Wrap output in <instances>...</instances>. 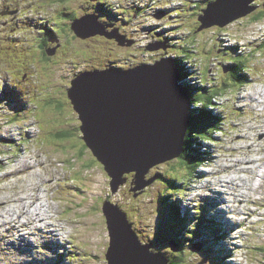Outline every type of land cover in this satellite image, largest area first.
<instances>
[{
    "label": "rangeland",
    "instance_id": "rangeland-1",
    "mask_svg": "<svg viewBox=\"0 0 264 264\" xmlns=\"http://www.w3.org/2000/svg\"><path fill=\"white\" fill-rule=\"evenodd\" d=\"M76 1L0 0V14L8 5L17 9L13 15H0V91L5 94L0 101V264H106L109 235L101 210L104 200L125 209L142 243L150 240L167 256L179 255L169 249L174 237L162 217V213L168 215L167 204L160 200L166 192L180 200L182 213L190 212L192 222L183 232L198 221L194 223L197 228L188 231L191 235L181 232L185 252L181 264L202 260L204 264H264V18L252 21L249 13L224 28L212 26L198 32L188 11L183 20L180 17L186 10L182 2L189 9L187 0H143L151 2V8L146 5L144 21L161 33L158 42L169 45L162 56L185 58L182 70L189 67L186 71L196 74L195 78L187 76L188 83H202L208 85V92H219L213 111L220 114L222 123L211 139L202 129L195 133L205 137L195 147L206 158L207 168L205 164L196 169L194 161L173 159L176 169L170 174L168 161L151 167L145 177L156 178L146 189L134 191V172H130L112 193L110 178L85 148L82 132L78 137L77 131L70 130L81 122L64 90L74 70L67 56L97 64L108 60L105 47L95 40L90 50L86 46L77 50L70 44L65 56L62 52L55 55L64 56L62 63L51 67L41 58L40 49L37 57L32 55L37 47L32 45L33 37L44 34L41 29L60 36L56 9ZM106 1L108 13L119 12L122 0ZM160 3L178 6L161 22L152 18L157 12L162 18L168 11ZM98 7L101 16L105 15L106 10ZM73 23V30L78 31ZM229 62L244 63L250 82L233 83ZM63 74L68 75L61 82ZM224 83L229 85L223 87ZM210 171L223 173L219 183ZM167 175L180 184L167 181ZM204 207L215 215L200 225L201 216L194 220L193 215ZM208 225L218 229L217 237L224 235L223 239ZM196 245L200 249L192 251Z\"/></svg>",
    "mask_w": 264,
    "mask_h": 264
},
{
    "label": "water",
    "instance_id": "water-1",
    "mask_svg": "<svg viewBox=\"0 0 264 264\" xmlns=\"http://www.w3.org/2000/svg\"><path fill=\"white\" fill-rule=\"evenodd\" d=\"M253 0H217L209 12V2L198 16L197 31L217 25L224 27L255 10ZM11 13V12H10ZM162 14H156L160 18ZM95 23H85L84 35L106 34L95 15ZM81 24L75 29H80ZM163 43H149L147 49H165ZM47 53H50L48 48ZM80 120L82 140L103 165L112 193L132 173L135 190H142L156 177L146 178L151 167L178 157L190 121V97L179 83V70L171 58L141 63L127 69L105 68L85 71L71 80L67 89ZM136 196V194H134ZM101 210L109 235L106 264H169L166 254L153 249L152 241L142 243L118 203L104 200ZM146 249V251H145ZM169 249L179 245L169 241ZM200 249V245L192 246ZM202 260L197 264H204Z\"/></svg>",
    "mask_w": 264,
    "mask_h": 264
},
{
    "label": "flooded vegetation",
    "instance_id": "flooded-vegetation-1",
    "mask_svg": "<svg viewBox=\"0 0 264 264\" xmlns=\"http://www.w3.org/2000/svg\"><path fill=\"white\" fill-rule=\"evenodd\" d=\"M101 2L102 0H79L78 2L76 1L75 3H73L71 6H64L58 11L59 23L57 24V28L59 31H62V33H60V36L56 35L51 29V32L49 33L44 32V36L41 42L46 47L50 48V53L45 54V58H52L59 52H62L65 56L67 54V46L69 45L67 44L68 39L71 40V44H73L77 48V50H84L85 46L87 47V50H90L93 40L99 42V45L101 47H105L104 55L108 57L107 61L101 63L99 62L96 64V61L94 62V60L87 62L80 61V59L77 58L78 61L73 62L74 70L71 73L72 75H70L71 77H68L69 80L67 81V83H65L66 86L64 87L66 94L67 89L71 84V80L79 75L81 71L85 72L94 70L96 68L105 69L117 67H120L121 69H127L141 63H153L157 60L158 57L165 55V52L168 49L159 48L157 50L151 51L146 49L148 43H157L162 39V36L155 27L147 26L146 22L144 21L143 14L146 7L143 3V0H122V2L119 3L120 10L118 13H108L109 8H107V5H104ZM252 3L256 5L255 11H252L254 14L264 11V0H253ZM96 5L99 6L98 9L101 10V8H103V10H106L104 13L105 15L101 16V13L96 10ZM103 5L104 7H102ZM167 6L168 5H163L162 8H167ZM188 6L190 9H187L188 16L192 17L194 21L196 20L195 23H197L194 26V28H196L200 24L198 21V15L201 13V6L197 5L196 3L192 5L188 4ZM71 7L73 8L70 10ZM170 9L171 7L168 8L165 16L170 12ZM7 11H9V8ZM154 14L152 15V18L155 20H159ZM84 15H95L97 21L103 23V31L106 34L96 33L84 35V31L81 30L84 27L82 25L80 26V29L75 32L72 29V23L76 18ZM164 17L162 19H164ZM66 33H68V35L71 37H66ZM72 38H74L75 41L72 40ZM156 54H158L159 56L157 57ZM147 58L149 59L146 60ZM67 59L71 60L69 56H67ZM190 76L195 78L191 74ZM65 80L66 76L64 78V81ZM130 176L131 174L128 176V178ZM146 187L144 189H146ZM140 193L142 194V192ZM146 194L147 193H145L144 195ZM155 247V243L153 242V249L155 251H159L156 250ZM168 257L172 258L171 255H168Z\"/></svg>",
    "mask_w": 264,
    "mask_h": 264
},
{
    "label": "trees",
    "instance_id": "trees-1",
    "mask_svg": "<svg viewBox=\"0 0 264 264\" xmlns=\"http://www.w3.org/2000/svg\"><path fill=\"white\" fill-rule=\"evenodd\" d=\"M201 1H202L203 4H199V6H201L200 11H202L204 9V7H205L204 5H206L204 0H201ZM101 3L104 4V5H108V2L106 0H102ZM104 5L102 7H104ZM252 5L256 6L253 3H252ZM183 6L186 8V10L182 11V13H181L180 17L182 18V20L184 19L185 15L187 13V9H188L186 7V5H183ZM194 6H196V5H194ZM56 10L59 11V9H56ZM253 12L249 14V17L252 15L250 17V18H252L251 19L252 21H259V19L261 20V19L264 18V11L259 12V13H255V14ZM183 14H184V16H183ZM42 27H43V25H42ZM196 29H197V27L195 28V30ZM41 32L44 33V31L42 29H41ZM65 36L69 37V38L71 37V36L68 35V33H66ZM72 40H74V38H72ZM40 41H41L40 37H37V36H34L33 39L31 40L32 45L37 46V47L32 49V55L37 57L38 56L37 52L40 49V51L42 52V57L41 56L40 57L43 59V56H45V54H48V53L46 52V50L43 47H40V45H41ZM67 44H69V45L71 44V40L70 39L67 40ZM175 57H176L175 58L176 62H175L174 65L179 69L180 79L185 77L184 85H185V87L187 89L188 95H190V105L196 104L198 102L201 105L199 108L195 107V108L192 109V111H193L191 113L192 118L189 121L187 130H186V134L184 136V143H183L182 152L175 159H183V160H187V161H194V166H197L199 163H202V161L204 159H206V158L201 159L200 156H199L200 150L198 149V147H195L196 146L195 142H197V140L200 143L205 138L203 136L199 137L198 135H196L195 134L196 131H201V129H202L203 133L206 134L211 139L212 138V136H211L212 132L216 128L219 129L221 127L220 126V124H221L220 117L218 115H216L215 113H213L212 109L210 108V106H212V103H213V100L215 98V95L217 93H219V92H215L213 90L211 92H208L206 87L197 86L194 82L188 83V81H187L188 72L182 70V67H181V64H182L181 60H185V58H183L181 56H175ZM63 58L64 57H59V56H54L52 58H45L44 57L43 61L46 62L49 67H51L52 65H55L57 63H62ZM70 59H71L72 62H74L72 58H70ZM87 62H89V61H87ZM240 62H242V61H240ZM243 64L244 63H241L240 65H238L236 62L229 63V67H231L232 69L228 73L230 74L233 83L236 82L239 85H242V84H244L246 82H249L248 74H247L248 71H247L246 68H244ZM63 75L64 76H62V81H64L65 76H67L68 74H63ZM191 77L192 76L189 75V78H191ZM223 85H224L223 87H225L226 85H229V84L224 83ZM197 88L202 89V90H198V92H200V93L197 92ZM190 112L191 111H189V114H190ZM206 124H209L210 130L213 129L211 132H210V130L207 131ZM70 130L77 131L78 132L77 136L78 137L80 136L81 130L80 129L78 130L77 126L75 127V129L72 128ZM62 134H63L62 132L61 133H57V135H62ZM64 134H68V133L64 132ZM70 135L71 134H68V137H70ZM74 137L76 138V136H74ZM81 138H82V136H81ZM85 148L86 149L88 148L86 146V144H85ZM79 152L82 153V155H83L82 151H79ZM174 160L173 161L170 160V162L168 161L167 163H165V164L171 163L170 166H169V169H168L169 170V174L172 171H175V169H176V163H174ZM88 162L90 163L91 161H88ZM179 165H180V167H182L183 164H179ZM164 170H167L166 166H165ZM159 178H161V176ZM168 178H169V180H167V181H169V182H171L173 184L177 183V181L174 178H170L169 176H168ZM177 184H180V183H177ZM180 197L181 196H179L178 199ZM174 198L175 197H173V195L171 193L166 192V193H161L160 200H161V203H166L167 207H168V215L165 216L162 213L163 221L167 223V225L169 226L170 230L173 233V237L175 238L174 240L179 245V249L177 251H175V252H178L179 255H175L172 258H169L167 255L166 256L169 259V264H181V262H185V258L183 259V255H182L185 252L183 250L184 246H183L181 232H183V230L186 229L187 226H185V225L187 223H191L192 221H190L191 220L190 218L188 219L189 214H190L188 211L185 212V213L184 212L182 213L180 211V205H179V201L180 200H176L175 201ZM120 207H121V209H123L125 211V209L122 206H120ZM200 213H196L194 215V217H196V218H193L194 220H196L198 218V216H201V223H199L200 225L203 224V223H209L208 220H210V219H208L207 217L213 218L214 215H215V214H211L210 211H207V209L205 207L202 210H200ZM197 222L198 221H195L194 223L196 224ZM194 223L191 224V227L189 226V230H190V228H192V229H196L197 228V227L194 226ZM208 228L213 230V232H214L213 234H216V237L219 236L218 235L219 234L218 233V229L211 228L210 225H208ZM189 230H186L185 232H183L184 236L191 235V233H188ZM223 236L224 235H222L221 238L220 237H217V238L223 239ZM181 243H182V246H181ZM163 254H165V253H163ZM207 260H208V258H207Z\"/></svg>",
    "mask_w": 264,
    "mask_h": 264
},
{
    "label": "snow or ice",
    "instance_id": "snow-or-ice-1",
    "mask_svg": "<svg viewBox=\"0 0 264 264\" xmlns=\"http://www.w3.org/2000/svg\"><path fill=\"white\" fill-rule=\"evenodd\" d=\"M216 7H217V0L215 3H211L208 5L209 12H212ZM86 22L89 24H93V23H95V18L94 17H85V19L83 21H79L78 23L81 25H84ZM4 100H5V94H4V92L0 91V101H4ZM8 103H9V105H11V103H12L11 95H9V97H8ZM145 251H146V249H145Z\"/></svg>",
    "mask_w": 264,
    "mask_h": 264
},
{
    "label": "bare ground",
    "instance_id": "bare-ground-1",
    "mask_svg": "<svg viewBox=\"0 0 264 264\" xmlns=\"http://www.w3.org/2000/svg\"><path fill=\"white\" fill-rule=\"evenodd\" d=\"M183 1H184V0H183ZM148 3H149V2H145V4H148ZM178 13H179V12H178ZM77 20H79V19H77ZM77 20H76V21H77ZM177 22H178V21H177ZM73 24H74V23H73ZM75 26L77 27V26H78V23H75V24H74V27H75ZM72 29H73V28H72ZM148 50H149V49H148ZM239 50H240V49H239ZM240 52H241V51H240ZM119 61H120V60H119ZM120 64H121V63H120ZM95 67H96V66H95ZM118 68H119V67H118ZM96 69H97V68H96ZM190 82H191V81H190ZM180 198H181V197H180ZM36 200H37V199H36ZM22 206H23V205H22ZM24 209H25V208H24Z\"/></svg>",
    "mask_w": 264,
    "mask_h": 264
},
{
    "label": "clouds",
    "instance_id": "clouds-1",
    "mask_svg": "<svg viewBox=\"0 0 264 264\" xmlns=\"http://www.w3.org/2000/svg\"><path fill=\"white\" fill-rule=\"evenodd\" d=\"M199 21V20H198ZM44 49L46 50L48 47H46L45 45L43 46ZM48 50H50V48H48ZM50 52V51H49ZM71 85V84H70Z\"/></svg>",
    "mask_w": 264,
    "mask_h": 264
}]
</instances>
